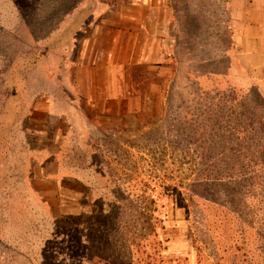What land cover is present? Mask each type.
<instances>
[{"label": "rangeland", "instance_id": "obj_1", "mask_svg": "<svg viewBox=\"0 0 264 264\" xmlns=\"http://www.w3.org/2000/svg\"><path fill=\"white\" fill-rule=\"evenodd\" d=\"M22 7L29 10L30 3ZM19 30L0 31V201L36 204L26 189L27 150L38 149L39 162L51 150L57 119L46 115V97L66 82L47 76L69 67L60 64V48L29 63L30 51L14 38ZM76 53L71 46L69 58ZM203 68L220 71V65ZM163 76L165 82L154 84L167 97L148 98L122 127L91 129L102 189L77 203L38 172L32 178L37 203L93 204L91 224L82 229L107 248L109 238L115 241L111 259L118 264H264L263 102L253 91L227 96L222 82L201 93L183 75L180 82L172 72ZM71 235L76 243L78 235Z\"/></svg>", "mask_w": 264, "mask_h": 264}, {"label": "crops", "instance_id": "obj_2", "mask_svg": "<svg viewBox=\"0 0 264 264\" xmlns=\"http://www.w3.org/2000/svg\"><path fill=\"white\" fill-rule=\"evenodd\" d=\"M17 26L14 38L30 51L29 63L60 48V64L69 69L47 76L66 82L46 97L44 111L57 119L51 150L42 162L38 149L27 150L26 189L36 204L0 201V264H118L111 259L115 241L109 238L114 249L107 248L82 229L91 224L93 204H38L32 178L44 173L58 195L77 203L102 189L106 179L91 129L122 127L145 100L167 97L154 84L166 81L164 73L172 72L175 82L183 75L201 91L218 82L228 96L253 91L264 104V0H0V31ZM71 46L77 47L73 58ZM211 65L220 71L203 68ZM12 171L15 176L16 165Z\"/></svg>", "mask_w": 264, "mask_h": 264}, {"label": "trees", "instance_id": "obj_3", "mask_svg": "<svg viewBox=\"0 0 264 264\" xmlns=\"http://www.w3.org/2000/svg\"><path fill=\"white\" fill-rule=\"evenodd\" d=\"M185 82H189V81H185ZM190 83V82H189ZM191 85L192 84H194V83H190ZM196 85V84H195ZM186 91H187V89H185ZM201 93H205L206 91H200ZM190 95H191V92L189 93ZM227 95V94H226ZM223 96H224V94H223ZM228 96V95H227ZM185 97V96H184ZM231 97H233V96H231ZM233 98H237L238 99V97H233Z\"/></svg>", "mask_w": 264, "mask_h": 264}]
</instances>
